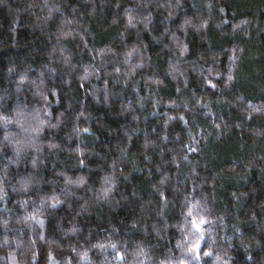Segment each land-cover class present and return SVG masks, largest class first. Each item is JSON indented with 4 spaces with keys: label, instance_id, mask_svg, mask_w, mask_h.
Returning a JSON list of instances; mask_svg holds the SVG:
<instances>
[{
    "label": "trees",
    "instance_id": "1",
    "mask_svg": "<svg viewBox=\"0 0 264 264\" xmlns=\"http://www.w3.org/2000/svg\"><path fill=\"white\" fill-rule=\"evenodd\" d=\"M0 264H264V0H0Z\"/></svg>",
    "mask_w": 264,
    "mask_h": 264
},
{
    "label": "snow or ice",
    "instance_id": "2",
    "mask_svg": "<svg viewBox=\"0 0 264 264\" xmlns=\"http://www.w3.org/2000/svg\"><path fill=\"white\" fill-rule=\"evenodd\" d=\"M194 227H197L198 228L199 226L194 222Z\"/></svg>",
    "mask_w": 264,
    "mask_h": 264
}]
</instances>
